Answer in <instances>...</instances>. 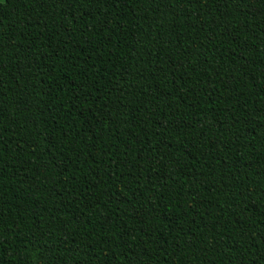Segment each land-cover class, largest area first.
Listing matches in <instances>:
<instances>
[{
  "label": "trees",
  "instance_id": "16d2710c",
  "mask_svg": "<svg viewBox=\"0 0 264 264\" xmlns=\"http://www.w3.org/2000/svg\"><path fill=\"white\" fill-rule=\"evenodd\" d=\"M0 264H264V0L0 1Z\"/></svg>",
  "mask_w": 264,
  "mask_h": 264
},
{
  "label": "rangeland",
  "instance_id": "374dc122",
  "mask_svg": "<svg viewBox=\"0 0 264 264\" xmlns=\"http://www.w3.org/2000/svg\"><path fill=\"white\" fill-rule=\"evenodd\" d=\"M0 1H2V0H0Z\"/></svg>",
  "mask_w": 264,
  "mask_h": 264
}]
</instances>
